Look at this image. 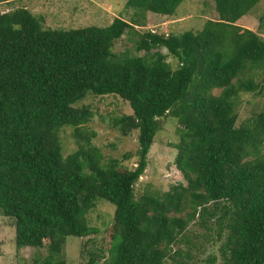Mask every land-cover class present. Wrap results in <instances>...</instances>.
<instances>
[{
  "label": "trees",
  "instance_id": "16d2710c",
  "mask_svg": "<svg viewBox=\"0 0 264 264\" xmlns=\"http://www.w3.org/2000/svg\"><path fill=\"white\" fill-rule=\"evenodd\" d=\"M183 1L126 6L144 19L172 17ZM260 1L215 0L218 17L182 33L140 31L144 21L122 16L53 29L25 7L0 12V212L13 220L18 248L47 246L41 264H68L67 237L97 233L87 214L103 198L116 207L107 264H215V255L203 263L191 249L174 250L185 241L197 246L186 239L193 222L221 241L223 264H264V109L237 124L241 94L264 90L256 80L264 37L239 24ZM127 33L138 35L135 51L117 53ZM88 93L130 104L132 113L112 122L124 135L139 131L135 167L107 161L93 143L94 111L77 105ZM168 116L181 126L174 163L185 181L137 198L134 185ZM65 126L77 143L68 155Z\"/></svg>",
  "mask_w": 264,
  "mask_h": 264
},
{
  "label": "rangeland",
  "instance_id": "374dc122",
  "mask_svg": "<svg viewBox=\"0 0 264 264\" xmlns=\"http://www.w3.org/2000/svg\"><path fill=\"white\" fill-rule=\"evenodd\" d=\"M128 0H13L0 3V12L13 10L19 7L28 8L35 15L42 16L46 28L53 29H76L92 25L106 26L113 20L122 16L127 20L132 18L145 22V26H137L140 31L154 29L158 32L182 33L187 30L199 31L203 28L207 19H215L218 13L215 10V0H184L177 9V14L172 17L147 12L146 19L135 13V9L126 6ZM264 0H261L247 15L239 20V24L247 26L264 37ZM144 19V20H143ZM138 35L127 33L115 45L117 53H123L127 49L135 51V42ZM161 51L168 55L165 47ZM141 51L140 54H143ZM174 66L178 60L167 57ZM258 83H263L264 73L256 76ZM219 91L217 90V93ZM109 95V96H108ZM96 96L88 93L87 96L78 102V106L88 105L94 111L92 121L87 127L94 129L97 136L93 143L99 146L107 161L110 158H118L120 164L129 169L136 166L138 134L135 130L130 135H124L114 126L112 119L122 114H130L133 109L130 104L120 97ZM238 109V122L255 115L264 109V90L261 94L257 92H244L240 96ZM180 124L178 119L168 116L162 119V129L155 136L149 152V164L135 186L136 197L139 198L145 193L162 194L168 190L171 183L185 181L180 170L175 166L174 159L177 149L174 143L179 141ZM73 127L65 126L60 131L65 155L77 148L75 137L72 134ZM129 155V156H127ZM115 205L103 198L96 201L87 214L90 225L98 229L97 233L87 238L70 235L67 237L65 254L68 264H90L91 258H98L96 264H107L109 248L112 245V229L115 222ZM211 232L200 223H192L186 239H190L196 247L190 248V244L183 242L175 245L174 250L179 246L185 250H192L193 261L203 262L209 255H215V264H223V257L219 246L221 241L210 240ZM15 226L13 220L2 215L0 212V264H41V260L48 254V247L41 248L23 247L18 248L15 243ZM176 259L185 260L183 256H176ZM174 264L179 262L171 261ZM205 262V261H204ZM203 262V263H204Z\"/></svg>",
  "mask_w": 264,
  "mask_h": 264
}]
</instances>
